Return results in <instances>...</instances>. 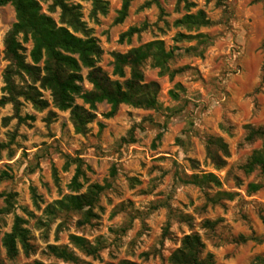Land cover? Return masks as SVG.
Listing matches in <instances>:
<instances>
[{
	"label": "rangeland",
	"instance_id": "rangeland-1",
	"mask_svg": "<svg viewBox=\"0 0 264 264\" xmlns=\"http://www.w3.org/2000/svg\"><path fill=\"white\" fill-rule=\"evenodd\" d=\"M38 1L42 13L58 25L69 27L72 22L77 31L69 29L76 36L97 41L103 50L98 66L113 80L117 79L112 76L113 53H127L155 40L163 41L167 50L181 49L177 52L182 56L169 68L182 71L174 77L161 75L148 61L144 80L159 85L161 107L147 110L123 104L108 118L111 106L99 103L85 134L76 133L70 111L55 106L50 90L33 84L28 76H15L19 89L35 86L48 103L39 110L20 97L17 115L12 103L1 105L7 96L4 75L10 65L5 38L17 18L11 4L0 6V175H9L0 183V194L5 195L0 197V209L6 208V196L14 194L10 210L0 216L2 264H64L48 252L50 245L68 246L81 262L92 264H170L183 238L192 233L201 237L202 257L211 253L213 264H250L264 258V243L236 242L240 235H264V175L244 170L262 144L244 142L243 129L247 124L264 126L262 3L189 0L196 5L191 13L202 9L215 23L199 31L213 38L211 46L198 48L197 53L203 51L199 56L184 53L196 41H174L177 33L188 34L173 25L186 14L183 4L177 9L179 0H132L127 18L119 24L115 20L122 0H106L107 12L96 17L93 0ZM61 2L72 14H63ZM147 2L151 6L143 7ZM132 27L142 31L121 41ZM23 46L27 62L32 63V42ZM87 72L83 69L84 78ZM126 73L129 77V70ZM83 88L90 91L92 85L85 79ZM75 103L84 105L78 98ZM212 137L222 138L228 146L229 156L220 169L207 156ZM78 163L84 176L75 192L71 182ZM206 173L216 175L221 185L200 188L185 183L192 175ZM250 183L259 184L260 190L250 193ZM93 184L105 190L92 214L57 209V202L85 193ZM224 193L233 198L220 195ZM16 217L25 221L33 249L26 256L19 246L18 257L10 260L2 240ZM206 220L218 224L206 229ZM71 235L95 246L96 255L77 250L70 243Z\"/></svg>",
	"mask_w": 264,
	"mask_h": 264
},
{
	"label": "trees",
	"instance_id": "trees-1",
	"mask_svg": "<svg viewBox=\"0 0 264 264\" xmlns=\"http://www.w3.org/2000/svg\"><path fill=\"white\" fill-rule=\"evenodd\" d=\"M155 0L154 2H157ZM262 3L264 10V0H257ZM132 0H122V7L118 11L115 23H122L128 16ZM11 4L16 12V23L12 26L5 38V54L10 65L4 75V90L7 96L1 100V105L12 103L16 114L18 115V106L20 97L30 101L35 108L39 110L46 109L48 103L42 99V96L35 86L18 88L15 83V76H28L33 84L40 83L42 89H48L52 93L53 102L60 110L70 111V120L76 133L85 134L88 125L92 123L96 116L92 112L96 105L106 102L111 106L110 112L106 117H112L116 114L120 105H129L135 108L155 110L161 107L158 101L159 85L156 82L146 83L144 80V65L151 61L154 68L160 69V74H169L174 77L182 70L171 71L169 65L176 58L182 56L177 51L181 50L177 46L167 50L161 40H155L133 48L127 53H113V80L101 67L98 66L103 50L93 38H80L75 35L77 29L74 23H68L69 27L58 25L56 21L42 13V8L38 0H0V6ZM152 2H147L143 7L151 6ZM186 11L180 19L174 22L175 28H182L188 32L177 33L174 41L176 43L196 41V46L185 49V54H195L202 56L203 51L197 53L199 47L211 46L213 38L200 33L202 28H210L215 23L207 16L202 9L191 13V9L196 5L189 0H179L177 9ZM223 6L222 2L218 3ZM63 14H72L70 8L64 3L59 4ZM108 2L106 0H93L92 16L97 13L105 14L107 12ZM72 28L75 32H72ZM142 28L132 27L121 35V41L130 40L135 34H139ZM195 32V34H190ZM32 42L30 59L32 63L27 62L24 54L23 44ZM264 51V46H263ZM40 64L42 66H40ZM83 69H87V75H82ZM126 70H129L127 77ZM92 85V90L85 91L83 88L84 80ZM262 82L264 83V66ZM81 99L84 105H77L76 99ZM85 105H88L87 109ZM21 120L22 118L19 117ZM34 119V118H31ZM100 129L104 127L99 124ZM245 130L244 142L248 144L260 141L262 146L255 150L244 170L247 174L259 171L264 175V126H253L247 124L243 127ZM160 136H158L159 138ZM207 156L217 168L225 165V158L229 156L228 146L222 138H209L207 141ZM77 163V162H76ZM84 176L81 164L78 163L75 175L71 182V187L75 192L81 189L79 182ZM9 175L4 172L0 175V183L7 180ZM57 179V177L55 176ZM186 184L194 185L200 188L210 187L211 185L220 186L218 177L212 173L202 175H192L185 181ZM261 186L256 183L248 185V191L255 193ZM105 190L104 186L93 184L88 187L85 193L73 195L64 198L56 203L57 209L72 210L84 212L90 215L99 201L101 193ZM229 199L232 194H220ZM1 195L0 197H4ZM33 199L38 198L36 190L32 189ZM14 194H8L5 198L6 208L0 209V216L10 210ZM213 201V200H212ZM264 223V218H263ZM25 221L20 217L15 218L14 225L10 233L4 235L2 245L6 250V256L10 260L18 257L19 249H22L26 256L31 255L33 246L30 241L29 230L24 227ZM218 221L204 222V228L214 229ZM70 243L80 252L87 256H95L97 251L86 239L71 235ZM237 243L254 242L256 244L264 243V235L257 236L252 233L250 236L240 235L236 238ZM48 252L61 260L64 264H92L81 262L79 257L68 246H48ZM205 245L197 233L186 235L177 249L170 257V264H213V255L202 254ZM0 264H2L0 248ZM31 264H45L41 261H34ZM130 264V263H126ZM250 264H264L263 257L255 258Z\"/></svg>",
	"mask_w": 264,
	"mask_h": 264
}]
</instances>
